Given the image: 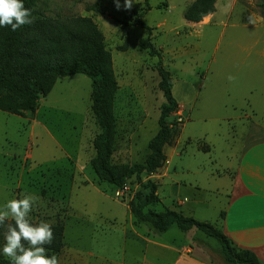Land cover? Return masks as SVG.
Wrapping results in <instances>:
<instances>
[{"label": "rangeland", "instance_id": "374dc122", "mask_svg": "<svg viewBox=\"0 0 264 264\" xmlns=\"http://www.w3.org/2000/svg\"><path fill=\"white\" fill-rule=\"evenodd\" d=\"M194 1L140 0L125 11L123 7L117 10L114 0H36L40 15L90 17L104 34L119 85L114 107V166L141 164L150 154L149 142L159 130L165 99L159 88V57H151L140 41L149 40L159 52L172 75V94L184 113L178 111L170 121L185 123L175 145L166 148L175 182L142 175L143 182L159 186L162 203L152 207L158 212L176 210L175 203L186 197L195 200L197 194L190 184L202 182L198 169L204 156L198 154L199 145L215 146L214 162L227 137L226 142L234 145L233 153L239 155L250 122L264 124V0H217L215 13L205 24L185 20ZM250 15L253 24L248 22ZM139 19L151 32L137 25ZM91 93V80L75 75L60 78L52 92L40 99L33 116L0 111V206L21 198L22 193L34 195L37 201L29 214L31 222L62 224L71 245H85L86 250L108 247L113 254L117 243L95 247L90 241L83 242L84 233L130 229L129 203L141 186L132 179L122 188H113L98 180L92 170L94 140L100 130ZM227 117L242 120L225 124ZM206 163L209 170L212 166ZM206 201L208 206L201 208L205 215L199 221L215 225L225 199L208 195ZM10 222L0 227V249ZM171 229L181 233L176 226ZM197 233L215 252L221 251L217 240ZM1 259L8 260L2 252Z\"/></svg>", "mask_w": 264, "mask_h": 264}, {"label": "trees", "instance_id": "16d2710c", "mask_svg": "<svg viewBox=\"0 0 264 264\" xmlns=\"http://www.w3.org/2000/svg\"><path fill=\"white\" fill-rule=\"evenodd\" d=\"M23 3L32 10L33 23L16 31L0 27V111L20 117L33 116L40 99L52 92L60 78L88 77L92 86V112L100 130L94 140L91 168L98 180L113 188H122L130 180H137L141 190L129 203L136 225L147 224L158 233H165L173 226L184 233L196 230L219 242L224 264H262L253 252L237 247L216 226L177 211L152 209L161 204L158 185L153 181L143 182L142 175L152 176L163 168L167 160L165 149L175 144L183 124L170 121L180 109L172 94V75L149 40L142 39L140 46L149 50L151 57H159V88L165 99L159 130L149 142L150 154L144 163L114 166L112 157L117 135L114 107L119 85L104 34L90 17H47L36 11V0H23ZM216 3L217 0H195L185 12V20L201 23L215 13ZM146 4L149 6L147 1ZM136 21L138 26L151 32L142 20ZM52 228L54 240L45 247L58 256L65 246V227L57 223ZM0 264H10V261L1 259Z\"/></svg>", "mask_w": 264, "mask_h": 264}, {"label": "crops", "instance_id": "0c3cea01", "mask_svg": "<svg viewBox=\"0 0 264 264\" xmlns=\"http://www.w3.org/2000/svg\"><path fill=\"white\" fill-rule=\"evenodd\" d=\"M210 16L201 23L205 24ZM179 106L181 110L179 109L178 113L184 116L181 104ZM235 120L242 118L227 117L224 118V123L232 124ZM222 140L224 141L221 156H217L214 162L212 154L215 146L199 145L198 154L204 156L198 169L202 182L200 180L193 185L190 184L195 195L197 194L195 200L186 197L175 203L174 206L178 210H169L199 221L200 216L205 215L201 208L208 206L206 201L208 195L224 198L225 203L214 226L237 247L253 252L264 264V124L250 122L239 155L233 153L234 145L226 142L229 141L227 137ZM165 154L166 163L158 171L162 174L155 173L148 178L155 180L161 177L175 182L173 179L175 175L171 176V170L168 168L171 160L166 149ZM203 158H208L212 166L209 170V164ZM205 223L211 224L208 220ZM130 224V229L85 231L86 239H83V242L90 241L97 245L95 247H100L101 243H117L116 247L111 246L115 249L113 254L108 252V247H103L102 250L92 248L95 250L93 251L89 248L86 250L85 245L83 248L71 245L70 240L66 238L68 232L66 229L65 246L59 257V264H224L220 248L215 252L210 244L198 237V231L192 230L188 233L181 231L178 234L172 233L171 227L165 233H158L147 224L136 225L132 215ZM146 225L149 227H145Z\"/></svg>", "mask_w": 264, "mask_h": 264}, {"label": "clouds", "instance_id": "9594fccd", "mask_svg": "<svg viewBox=\"0 0 264 264\" xmlns=\"http://www.w3.org/2000/svg\"><path fill=\"white\" fill-rule=\"evenodd\" d=\"M115 7L120 10L130 11L134 4L140 0H114ZM32 10L25 7L23 0H0V27H10L16 31L25 25L33 23ZM248 22L253 24L252 15ZM233 77L229 76V80ZM37 197L29 194H21V198L8 200L0 206V227L5 226V221L14 223L6 225L4 233L2 255L8 258L10 264H59L58 257L53 254L49 256L45 245H51L54 240L52 225L47 221L32 223L29 214ZM27 245V246H25Z\"/></svg>", "mask_w": 264, "mask_h": 264}]
</instances>
